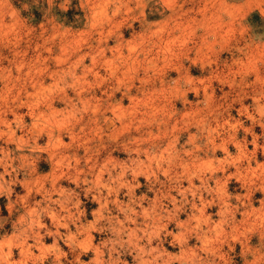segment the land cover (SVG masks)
Returning <instances> with one entry per match:
<instances>
[{
    "label": "rangeland",
    "instance_id": "obj_1",
    "mask_svg": "<svg viewBox=\"0 0 264 264\" xmlns=\"http://www.w3.org/2000/svg\"><path fill=\"white\" fill-rule=\"evenodd\" d=\"M0 264H264V0H0Z\"/></svg>",
    "mask_w": 264,
    "mask_h": 264
},
{
    "label": "trees",
    "instance_id": "obj_2",
    "mask_svg": "<svg viewBox=\"0 0 264 264\" xmlns=\"http://www.w3.org/2000/svg\"><path fill=\"white\" fill-rule=\"evenodd\" d=\"M255 18H258V16L256 14H252L251 16H249L248 21L251 22Z\"/></svg>",
    "mask_w": 264,
    "mask_h": 264
}]
</instances>
